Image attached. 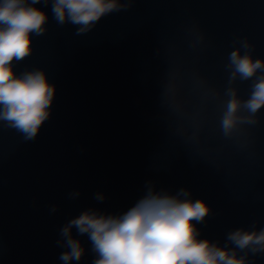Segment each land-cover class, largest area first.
I'll use <instances>...</instances> for the list:
<instances>
[{"label":"water","instance_id":"water-1","mask_svg":"<svg viewBox=\"0 0 264 264\" xmlns=\"http://www.w3.org/2000/svg\"><path fill=\"white\" fill-rule=\"evenodd\" d=\"M118 2L83 33L52 0L36 5L46 30L14 71H44L55 94L35 137L0 122V264H64L71 219L122 213L149 188L203 199L194 223L220 246L264 228V106L221 124L228 92L247 100L264 73L241 79L230 61L234 49L264 60V0ZM71 235L85 251L68 264H93L88 234ZM236 251L264 264V250Z\"/></svg>","mask_w":264,"mask_h":264},{"label":"clouds","instance_id":"clouds-1","mask_svg":"<svg viewBox=\"0 0 264 264\" xmlns=\"http://www.w3.org/2000/svg\"><path fill=\"white\" fill-rule=\"evenodd\" d=\"M46 2V0H45ZM40 0H0V122L23 132L26 138L36 136L48 118L55 94L42 70L14 71L19 61L32 51L31 34L45 29L46 12L36 7ZM121 8L118 0H52L54 17L60 24L78 25V33L92 28L102 16ZM233 75L241 79L264 70V60L234 49L230 54ZM221 124L230 131L240 117L241 107L256 113L264 106V73L252 86L251 95L241 101L234 91L228 92ZM103 199V197H98ZM209 205L203 199L193 200L184 189L176 194L149 188L134 205L119 214L85 210L62 228L68 251L60 255L64 264L79 261L84 248L71 235L75 225L79 234H88L96 253L93 264H246L236 249L264 250V228H237L228 233V241L237 247L220 246L200 238L194 221H203Z\"/></svg>","mask_w":264,"mask_h":264}]
</instances>
